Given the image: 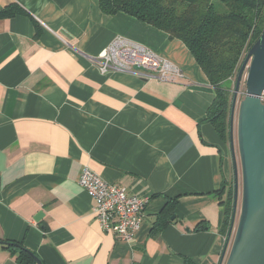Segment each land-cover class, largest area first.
Returning a JSON list of instances; mask_svg holds the SVG:
<instances>
[{
	"label": "crops",
	"instance_id": "crops-1",
	"mask_svg": "<svg viewBox=\"0 0 264 264\" xmlns=\"http://www.w3.org/2000/svg\"><path fill=\"white\" fill-rule=\"evenodd\" d=\"M13 2L28 14L0 18V264H20L9 241L42 264H219L230 228L216 190L234 164L230 139L206 120L215 91L189 48L128 14L104 13L100 0L0 8ZM117 35L186 76L102 74L90 57ZM85 166L149 197L133 240L102 229L79 183ZM169 198L174 218L154 235Z\"/></svg>",
	"mask_w": 264,
	"mask_h": 264
},
{
	"label": "trees",
	"instance_id": "trees-1",
	"mask_svg": "<svg viewBox=\"0 0 264 264\" xmlns=\"http://www.w3.org/2000/svg\"><path fill=\"white\" fill-rule=\"evenodd\" d=\"M100 7L106 14H128L185 43L215 91L206 120L214 124L223 139H230L233 94L225 82L239 72L244 53L264 31V0H100ZM20 13L28 11L17 2L0 8V18ZM233 183L228 186L225 180L216 190L225 205L224 231L230 228L234 211L235 180ZM176 202L177 198L168 199L154 222V235L172 222ZM202 228L197 226L195 230ZM5 244L20 264H37L36 255L23 245L13 241ZM186 264L194 263L188 259Z\"/></svg>",
	"mask_w": 264,
	"mask_h": 264
},
{
	"label": "water",
	"instance_id": "water-1",
	"mask_svg": "<svg viewBox=\"0 0 264 264\" xmlns=\"http://www.w3.org/2000/svg\"><path fill=\"white\" fill-rule=\"evenodd\" d=\"M246 95L237 122L238 155L242 171V202L237 220L238 160L234 122L238 91L245 69ZM264 31L248 50L238 72L230 117L235 203L227 243L219 264H264ZM174 218V215L171 217ZM37 264L41 260L35 256Z\"/></svg>",
	"mask_w": 264,
	"mask_h": 264
},
{
	"label": "built area",
	"instance_id": "built-area-1",
	"mask_svg": "<svg viewBox=\"0 0 264 264\" xmlns=\"http://www.w3.org/2000/svg\"><path fill=\"white\" fill-rule=\"evenodd\" d=\"M90 58L102 74L119 71L170 83L186 76L179 65L123 35H117ZM79 183L95 200L94 211L102 229L121 239L133 240L146 217L149 197L129 193L127 187L105 180L88 166L83 167Z\"/></svg>",
	"mask_w": 264,
	"mask_h": 264
},
{
	"label": "rangeland",
	"instance_id": "rangeland-1",
	"mask_svg": "<svg viewBox=\"0 0 264 264\" xmlns=\"http://www.w3.org/2000/svg\"><path fill=\"white\" fill-rule=\"evenodd\" d=\"M247 52L244 53L243 58L241 60V63H243V60L246 56ZM248 69L246 68L241 80V84L239 87V91H238V97H237V105H236V109H235V124H234V136H235V148H236V153H237V160H238V183H239V188H238V204H237V220L238 217L240 215V210H241V202H242V171H241V165H240V160H239V155H238V141H237V122H238V110H239V104L240 101L245 97L246 95V74H247ZM238 76V72L235 74V76L233 77V79L228 80L225 82V86H230L231 87V92L232 94H234V89H235V84H236V79ZM235 179V176L233 174V172H231L230 174V178H229V184L233 185V181Z\"/></svg>",
	"mask_w": 264,
	"mask_h": 264
}]
</instances>
